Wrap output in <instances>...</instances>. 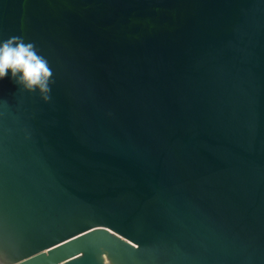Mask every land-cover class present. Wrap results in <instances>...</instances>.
<instances>
[{
	"label": "water",
	"instance_id": "water-1",
	"mask_svg": "<svg viewBox=\"0 0 264 264\" xmlns=\"http://www.w3.org/2000/svg\"><path fill=\"white\" fill-rule=\"evenodd\" d=\"M53 72L0 81V264H264V0H0Z\"/></svg>",
	"mask_w": 264,
	"mask_h": 264
},
{
	"label": "clouds",
	"instance_id": "clouds-1",
	"mask_svg": "<svg viewBox=\"0 0 264 264\" xmlns=\"http://www.w3.org/2000/svg\"><path fill=\"white\" fill-rule=\"evenodd\" d=\"M9 72L20 89L27 93L38 92L45 103L49 102L53 72L35 44L26 42L22 36L0 41V81Z\"/></svg>",
	"mask_w": 264,
	"mask_h": 264
}]
</instances>
